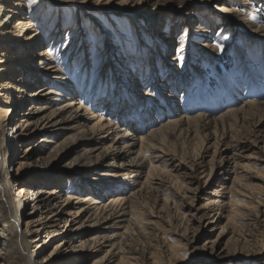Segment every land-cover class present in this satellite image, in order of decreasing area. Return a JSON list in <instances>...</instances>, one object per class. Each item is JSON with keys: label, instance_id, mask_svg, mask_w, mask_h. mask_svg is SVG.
<instances>
[{"label": "bare ground", "instance_id": "obj_1", "mask_svg": "<svg viewBox=\"0 0 264 264\" xmlns=\"http://www.w3.org/2000/svg\"><path fill=\"white\" fill-rule=\"evenodd\" d=\"M137 1L124 0L131 5V9ZM151 1L155 4L160 2ZM223 1L227 3L232 0ZM45 10V7L40 6L35 15L30 9L24 8L23 0H0V11L5 13V18H18L13 24L0 22V38L6 40L10 37L9 42L4 43L0 49V78H3L0 86L4 92V102L0 103V222H3L0 224V264H80L81 261L98 255L101 256L93 264H138L140 260L146 264H170L173 256L178 255L180 250L194 251L200 249L198 247L212 250L217 254L218 260L238 258L237 253L243 251H261L264 248V206L257 195L264 196V182L256 186L250 184L260 177L251 173L253 162L247 163L245 159L249 158L242 155L244 151L257 150L254 146L259 138L252 141L254 144L247 145L228 135V141L222 142L216 131L218 127L224 130L225 126H229L231 131L241 128L254 110H264V102H248L213 118H183L179 115L181 118L176 120L149 125L146 131L119 127L105 117L91 113L93 102L88 101L90 103L85 105L83 96L87 89L96 93L101 100L98 107L104 106V110L115 107L118 119L121 116L119 108L125 104L124 95L118 93L114 83L109 89L111 96L103 89L108 88L106 83H99L98 90L96 79L99 75L105 79L107 73L113 76L115 66L124 74L132 67L137 68L134 64H137L139 55L131 57L132 48L128 46L115 45L103 52L102 47L97 49L98 46L90 42L89 38L79 36L76 30L72 33L69 27L65 34L70 37L63 43L61 53L68 55L71 69L78 68L80 75L76 80H70L68 71L63 73L55 65L51 53L53 46L62 44L66 20L55 11L56 17L48 22L44 18ZM48 11L50 16L53 10L49 8ZM193 12L203 13L196 9ZM229 14L235 15L232 5L221 6L204 16L219 21ZM170 18V15L162 14L158 24ZM35 19L37 20L33 23ZM204 20L208 19L204 17ZM197 28L196 33L203 36L211 32L208 27ZM103 31V27H93L90 30L98 37L104 33L105 36L99 38L104 42L108 40L107 34L109 37L112 34ZM170 33L171 29H162L157 37L158 42L171 45L173 41H177L179 37L175 38V33ZM206 42L207 39H201L198 46L206 48L207 44H203ZM183 43L185 45V41ZM86 56L88 57L85 58ZM32 57L38 61L35 68L33 60L29 62ZM173 57L166 58L169 60L167 67L176 74L179 72L175 69L180 67L182 61ZM160 81L165 82L162 79ZM141 82L140 78H136L134 86L124 89L132 104L138 101L135 93L146 89ZM17 92L23 94L25 104L20 105L17 101ZM111 111L109 109L107 112ZM185 130L188 132L187 136H190L189 132H193V137L200 143L192 155L179 156L166 149L165 138L170 134L181 135ZM207 131H212L214 152L210 156L208 176L203 180L196 172L206 165L210 149L207 141L209 135L203 133ZM5 133L8 141L2 139ZM36 138L41 139L37 147L39 150L35 148L38 155L47 152L45 149L49 146V154L62 155L60 161L67 163L69 171L51 175L49 172L55 166L36 160L35 167L43 173L17 182L21 185L19 189L22 196L18 207L25 209L20 215L10 196V172L5 178L8 161L1 160V157L9 151L12 153L17 144L28 145ZM31 149L32 146L26 150V158H30ZM260 150L263 155L258 161L264 163V146ZM112 151L116 154L107 166ZM73 155L75 157L68 163V157ZM14 157H17V152ZM113 167L118 170H112ZM72 171L74 176L69 179L66 174H71ZM216 174L220 176L216 182L221 184L220 189L209 192V186L213 188V183L215 184L212 179ZM228 177L232 181L227 189L230 194L228 204L234 205L236 209L232 216L225 217L223 211L226 203L219 196L222 197L220 190L224 188L223 181ZM71 182L80 188L83 195H66L63 185ZM147 189L157 194L165 208L172 202L169 203L168 198L161 199V194L171 192L175 198L177 193H182L179 203H174L172 207L175 209L174 217L168 222L169 226L175 225L176 229H181V233L174 232L178 236L176 244H167L158 235L160 232H156L159 223L146 216L145 208L136 206L137 201L144 198ZM201 194H208V198L198 206L197 200ZM202 220H207L210 231L194 227ZM63 223L65 226H62ZM93 232L96 233L95 236L91 235ZM151 235L156 248L162 252L160 255L165 258L157 260L153 257L154 253L149 254V247L138 245ZM40 238L42 242L37 244ZM204 238L205 242L200 244ZM48 249L52 250L45 255Z\"/></svg>", "mask_w": 264, "mask_h": 264}, {"label": "rangeland", "instance_id": "obj_2", "mask_svg": "<svg viewBox=\"0 0 264 264\" xmlns=\"http://www.w3.org/2000/svg\"><path fill=\"white\" fill-rule=\"evenodd\" d=\"M159 1L160 2L155 4L151 0H138L133 9H131V5H128L124 0H23L24 8L30 9L35 15L38 13L40 6L45 7L44 18L48 22L56 17L55 11L66 20L63 31L65 36L62 35L64 38L61 41L62 44L58 43L57 45L60 46H53V52L51 53L55 65H57L63 73L68 71L67 73H69L70 80L76 77L79 78L80 75L78 73V68L75 70L71 69L68 55L62 54L63 52L61 53L63 43L70 37L69 34H65L69 27L72 29V33L76 30L77 33L79 32V36L89 38L90 42L98 46L97 49L102 47L103 52L110 50L116 45V47H131V52L129 51L130 54H132L131 57L139 55L138 61L136 62L137 64H134L137 68L132 67L131 70H128V72L124 74L120 68H116L115 66L113 76L107 73L105 79L100 75L97 76L96 79V84H98L97 87H99V83L101 82L103 84H108V88L103 89L109 96L112 95L109 89H111L113 83L116 85L118 93L124 95L123 101H125L128 107L125 104L121 105L119 108L121 116H119L118 119H116L118 112L115 110V107H110L106 110H104V106L98 107V103H100L101 100L98 99L96 93H91L89 89H87V92H85L83 96L85 105L88 101L93 102L90 107L91 113L105 117L107 121L118 124L119 127L123 126L125 129L129 127V129L135 128L137 130L146 131L149 125H155L157 123L159 125L160 123L173 121L179 117L181 118V116L183 118H195L197 116L213 118L248 102H264V37H261L264 36V0H238V2L232 0L231 2L227 1V3L223 0ZM83 3H85V5H83ZM140 4L141 6H139ZM230 5H232L234 9V16H230L229 14L226 15L224 20L219 21L218 19H213V17L204 16V14L214 12V9H218L221 6ZM49 8L54 12V14L52 12L50 16L48 11ZM195 9L203 11L204 14L192 13V10ZM162 14L170 15L171 18L168 21L162 20L159 25L158 20ZM204 17L208 20L205 21ZM7 19L9 18H5V13L0 11L1 23L13 24L18 18ZM4 20L7 21L5 22ZM36 20L37 19L33 20V23H35ZM178 26L179 28H177ZM198 26L211 28V32H209L207 36L200 35L196 33ZM93 27H99V29L103 27V32L108 31L112 35L109 37L107 34L106 37H108V40L103 42V40L99 38L105 36L104 33H102L100 37L96 36L90 32ZM168 28L171 29V35L175 33L174 35L176 36L173 35V37H179L178 40L173 41L171 45H168L167 42H164V44L160 43V41L158 42L157 40L158 34L162 32V29L169 30ZM87 29H89V32ZM8 39H10V37L6 40L0 38V49L4 43L9 42ZM201 39H207V42L203 43L204 45L207 44L206 48L201 47V45L198 46L199 40ZM184 41L185 45L183 43ZM123 42L125 45H123ZM1 53L2 51L0 54ZM173 56H176L175 59L180 58V61H182L180 67L175 69L179 72L176 74H173L172 70L167 67L169 60L166 58ZM87 57L88 56L85 58ZM33 58L34 57H32L29 62H31ZM111 58H113V55H111ZM160 61L163 62L160 63ZM173 62L176 66L175 61ZM36 63H38V61L35 58L32 63L34 68L36 67ZM90 74H92V70ZM136 78H140L143 87L145 86L146 89H142L138 94L135 93L138 101L132 104L128 101V95L125 94L126 91L124 89L134 86L133 81ZM2 79L3 78H0V80ZM159 79L165 82L160 83L161 81ZM134 89L136 90V88ZM1 90L0 86V103L4 102V92ZM98 90H100V87ZM79 92H81V89ZM17 96L19 97L17 101H19L20 105L23 103L25 104V102H23V94L17 92ZM166 96L168 98H166ZM109 109L112 110L110 113L107 112ZM254 111V113L252 112L248 115V119H246L243 125H240L241 128L231 131L229 126H225L224 130L222 127H218L216 132L217 135L221 137V141L223 140L222 142H225V140L228 141V135H232L234 138H237V141L239 139V141L247 145L254 144L252 141L259 138V142H256L257 144L255 143L256 145L254 146L257 150L252 149L242 153L243 156L249 158L245 159L247 163L253 162V164H251V173L260 177L259 180L250 182L251 185L256 186L264 182V163L258 161L262 159L263 155L260 148L264 146V110L256 109ZM125 121L129 123V126ZM184 129H186V127H184ZM187 134L188 132L185 130L183 134H181L183 136L177 133L168 135L164 143L166 149L179 156H191L200 143L197 138L193 137V132H189L190 136H187ZM203 134L209 135L207 141L210 149L206 156L205 167L203 169H198L196 173L198 176H201L203 180H206L210 156L213 154L214 148L212 147L213 141L211 139L212 131H207ZM2 139L8 141L6 133ZM40 140L41 139L36 138L29 142L28 145L17 144L12 151V153L17 152V157H14V153L12 154L11 151L5 153L1 157V160L8 161L5 178H7L8 172H10L8 180L11 184L10 196L13 205L17 211H19L20 215L24 213L25 209L24 207H18L20 203L19 200L22 196L20 195L19 189L21 185L17 184V182L19 180H29L33 176L43 173V171L35 167L34 162H36V160L39 159L43 164L48 166H55L53 170L50 172L48 171L51 175L55 173L63 174L67 170L69 171L66 167L67 163L60 161L63 157L62 155L58 156L54 153L49 154L51 150L49 146H46L45 150L47 152L38 155L35 148L37 149ZM31 146L33 149H31L29 153L32 152V154L30 158H26V150ZM118 151L120 152V150ZM112 152L106 164L107 166L110 165V162L113 161L114 154H116V152ZM120 153L124 154V152ZM74 157L75 155L68 157V163ZM118 161L122 162V160ZM243 162H245L244 159ZM113 168L112 170H118L117 167ZM72 172L71 174H66V177L69 179L73 177L74 171ZM217 177L220 176L216 174L214 177L216 180L214 178L212 179L215 181V184L212 182L213 188L210 185L208 188L209 192L214 189H220L221 184L216 183L218 181ZM223 182H225V186L220 190L222 197L219 196V198L226 203L223 216L228 217L233 215L236 207L228 204L230 194L227 189L231 185V178L228 177ZM63 186H65L66 195L72 197L83 195L80 192V188L75 183H66ZM256 189L259 190V188ZM161 195V199L168 198L169 203L172 202L169 204L170 206L168 208H165L161 204L157 194L151 193L149 189H147L144 194V198L137 201L136 206L140 209L145 208L144 211L146 212V216L159 223L156 232H160L158 235L163 238L167 244H176L178 242V236L174 232L181 233V229H176L175 225L172 227L169 226L168 222L174 217L175 209L173 210L172 207L174 203H179L182 193H177L175 198L172 196L171 192H165V194ZM168 195H171V197ZM207 198L208 194H201L199 200H197V205L201 206L204 204ZM257 199L261 200L264 206V196L257 195ZM247 202L250 203L249 201ZM198 219L199 218H197V220ZM224 222L225 221H223V224ZM0 224H3V222H0ZM62 226H65V224L63 223ZM194 227H202L205 231H210V228L207 227V220L198 221ZM91 235L95 236L96 233L93 232ZM205 235L204 233L203 236ZM153 238L154 237L151 235L145 241L139 242L138 245H142V247L145 246V248L149 247V254L154 253L153 257L157 258V260H161L165 257L160 255L162 252L158 247L156 248ZM205 240V238L202 239L200 244H203ZM41 242L42 238L39 239L37 244ZM198 248L200 249L194 251L191 249L188 250L189 252L180 250L178 255L173 256V262L170 264H264V248L256 253L243 251L237 253L239 256L238 258L227 257L221 260H218L217 254L212 252V250L201 249V247ZM51 250L52 249H48L43 253L47 255ZM100 256L101 255L94 256L89 258V260L81 261L80 264H93ZM142 263L146 264L142 262V260H140L138 264ZM148 263L150 264V262ZM158 264H161V262H158Z\"/></svg>", "mask_w": 264, "mask_h": 264}]
</instances>
